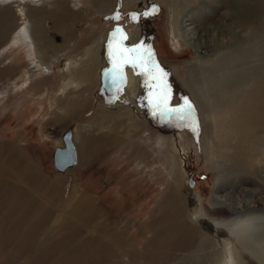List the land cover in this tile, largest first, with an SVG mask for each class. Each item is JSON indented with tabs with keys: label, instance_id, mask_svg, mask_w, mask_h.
<instances>
[{
	"label": "rangeland",
	"instance_id": "rangeland-1",
	"mask_svg": "<svg viewBox=\"0 0 264 264\" xmlns=\"http://www.w3.org/2000/svg\"><path fill=\"white\" fill-rule=\"evenodd\" d=\"M96 1L76 0L71 7L88 12L70 23L79 36L74 57L90 42L86 25L100 30L103 46L113 26L122 25L130 49L151 51L169 106L183 108L187 99L192 111L185 120L154 116L149 98L160 90L158 82L132 65L127 71L135 97L128 100L125 92L117 105H104L98 96L104 58L82 107L73 101L77 87L65 88L67 60L37 73L11 43L22 26L17 7H0L7 28L0 32V264H264V32L249 36L241 28L246 42L231 48L229 32L209 30L229 14L237 13V22L247 9L264 13V0H242L243 8L223 0L212 18L199 20L200 0H108L104 14L95 12ZM191 12L196 23L186 19ZM56 20L43 19L47 41L59 47ZM182 24L201 28L200 41L213 37L218 51L203 47L195 53ZM229 52L241 61L220 93L213 82L220 73L200 74L199 67ZM225 66V72L232 67ZM191 75L207 81L200 90L204 108L188 88ZM97 115L108 121H94ZM69 128L77 164L58 173L52 156ZM191 213L201 221L191 220ZM175 224L189 231L194 246L166 258L159 246Z\"/></svg>",
	"mask_w": 264,
	"mask_h": 264
},
{
	"label": "bare ground",
	"instance_id": "bare-ground-1",
	"mask_svg": "<svg viewBox=\"0 0 264 264\" xmlns=\"http://www.w3.org/2000/svg\"><path fill=\"white\" fill-rule=\"evenodd\" d=\"M75 1L76 0H0V7L5 6L4 9L11 7V6L17 7L18 14L21 17L22 26L19 29V31L16 33V35L12 37L11 43L14 45H17L19 49L21 48L23 53L25 55H27L30 65H32L37 70V73L42 72V71L43 72L48 71L49 69L52 68V66L55 63L57 64L61 59L67 60V62L62 66L65 69V75L69 77V80L65 84V88L72 87V86H74L75 88L77 87L73 101L75 103L82 105V107H83L85 104L87 105L89 103L87 96L83 95V94H84V92H88L90 90V87L93 84V79H95L94 81H96L97 71L99 69V66L101 65L102 59L104 58V46H103V40H104L103 37L104 36L102 37V33L100 32L99 29L94 28V26L87 23L88 25H86L85 32L88 34L87 38L90 39V42L86 43L85 39H83L82 41H83V43H86V47L82 49V52L80 54H78V55H82V56L80 58L74 57L75 55H77V54H75V51L77 49L76 43L78 42L77 38L79 36H77V33L72 29V26L70 23H73L74 21H76L77 18H81L84 20V18H86L88 16V12H78V13L74 12L73 13V10L71 7H72V5H74L73 3ZM200 1L203 2V6L201 8V13L203 12V17L201 18V16H198V17H200V18H198V20L206 18V17L212 18L214 13H212L211 10H214V12H215L216 9L218 10V8L223 6L222 4H226V1L223 2V0H200ZM126 2L129 5L134 4L133 0H127ZM230 2L232 3V6H234V7L238 6V3H239V6L240 5L242 6V4H241L242 0L241 1L240 0H230ZM94 3H95V12L96 13L104 14V13H107L109 11L110 2L108 0H97ZM47 5H49V6H47ZM262 7H264V6H262ZM242 8H243V6H242ZM260 9L264 10V8L262 9L261 7H260ZM6 10H8V9H6ZM246 12H247L246 18L244 17V18H242V20L241 19L237 20V22L234 21V18H235V16H237V13H235L233 15L229 14L227 16H224L223 18H221V20L218 21L219 23H218V25L215 26V29H213L214 27H210L209 30L219 32L222 29H225L227 32H229L230 38L235 41V42L233 41L234 45L231 48L239 47L241 44L246 42V40H244L243 37L240 34H238L240 32L239 30L241 28L244 30V32L246 34L249 33V36H251L253 33H259V31L264 32V26L262 24L263 23L262 21H264V13H262L261 11H258V12L253 14L252 12H249L248 9ZM192 13L193 12L186 15V19L188 21H191V23H196L197 20H196L194 14H192ZM178 16H180V15H178ZM178 16H176V17H178ZM48 17H49V19H53V18L56 19L57 18V20L55 22H53V26H54L53 31L55 33L56 32L59 33L58 35L62 39V42H61L59 47H54L52 45V43L48 42L46 39V30L44 28L43 19H47ZM226 21H229L231 24L225 23ZM3 22H4V20L0 16V32H3V34H4L7 31V28L1 26ZM219 25H221L220 29H219ZM170 26H171L170 27L171 34L173 35L174 38H177V30L174 27L175 25H173V23H171ZM182 29H185L183 34H185L187 36L188 42H189L191 48L194 50L195 53H197L198 50L203 48V47H204L203 49L210 48L214 51H218L216 49L217 48V42L215 41V39L213 37L208 38L207 41H204L202 39H201V41L199 40L200 39L199 32L201 31V28H197V26H186V25L184 26V24H182ZM202 32H203V30H202ZM126 33L128 35V39H129V34L127 31H126ZM101 37H102V39H101ZM86 41H87V39H86ZM127 42H128V40H127ZM127 42H126V45H127ZM215 42H216V47H213ZM105 43H106V41H105ZM229 53H216L214 55V59H212V61L208 62L209 64H207L206 66L204 65V67L201 66L203 68L199 67L200 74L203 73L204 69H205V73L209 76H210L211 72H214V74L220 73V75L218 77H216V76L214 77L215 81H213L215 88L218 87V91H220V93L222 92L221 90L223 88L225 90V87H226V86L224 87V85L221 86L222 81L232 80L235 78L234 74L236 73L235 72L236 67H235V65L233 66V64H235V61L237 62V60H238L236 58L237 53L236 54H235V52H231L230 54ZM241 56H243V55H241ZM249 59H250V57H249ZM104 61H105V59H104ZM226 64H229L230 66H232L229 68L228 72H225V70H228V69H225ZM230 69H232V71H230ZM126 71H127V68H126ZM192 71H193V69H192ZM237 73H239V72H237ZM60 75H62V73ZM99 76H100V72H99ZM127 76H128V83L124 87V94H125V92L130 93L129 94L130 96L128 98V100H129L130 98L135 97V95L131 89L130 73L128 71H127ZM191 76L194 77V80L191 79V77H190L191 82L190 81L188 82V88L192 91V94H193L195 100L198 102L199 106L204 108L205 103L203 102L204 101L203 99L206 100V98L201 95L202 92L200 93V90L201 89L203 90L202 82L207 83V81H205L202 77L197 79V78H195V75H191ZM99 84H100V78H99ZM227 84H231V83H227ZM205 85L207 86V84H205ZM206 86H205V88H206ZM233 89H234V86H233ZM98 91H99V89H98ZM233 92L234 91L231 92V95H234ZM260 96H261V98L263 97L260 94L257 97H260ZM244 97H245V94H244ZM100 98L102 99V97H100ZM102 101H103V99H102ZM117 101L115 102V104L116 103L118 104ZM122 101H124V100L122 99ZM124 102H126V101H124ZM104 105H106V104L104 103ZM114 105H112V106H114ZM243 105H245V104H243ZM106 106L112 107L109 105H106ZM121 109H122V107H121ZM122 116H123L122 114H119V115H116L114 117L112 116V118L114 119V121H120L119 118ZM100 117L97 115L95 117V119H93V120L94 121L97 120L98 123H100V124H104L108 121L107 118H104L102 116L101 117L102 119H101ZM235 118H237V116ZM82 127H84V126H80L77 128L78 134L76 136V139L78 140L80 149H81V145H80L81 142H84L83 138L82 139L80 138V136H81L80 133L82 132V129H85V128L89 129V126H87V125L85 128H82ZM80 140H81V142H80ZM61 142H62V140H61ZM73 142L75 145L76 140H74V133H73ZM75 150H76V145H75ZM76 154H77V151H76ZM74 167H72V168H74ZM69 170H67L66 172H68ZM32 180H34V179H32ZM42 211H43V209H42ZM175 214L177 217L178 212ZM190 217H191V220L196 218L198 221H201L200 218H197L195 213H191ZM177 218H175V221H180V219H177ZM169 219H170L169 221H171V222L174 221V219H172V218H169ZM191 220H189V221L192 222ZM168 227H169V225H168ZM168 227H167V229H168ZM210 229L211 230L214 229L213 225ZM215 229L217 230L216 227H215ZM186 231L184 230L183 226H180L178 224L173 225V227L170 230H168L167 236H165L166 243L163 241L164 244L162 243L159 246V250H160L162 256H164L166 258H169V257L172 258L171 256L173 255V253H175V252L185 253V252L189 251L194 246L193 242H192V235L188 234L189 231L188 232H186ZM215 232L218 234V230ZM215 257H214V259H215ZM199 264H208V263L205 259V260L200 261Z\"/></svg>",
	"mask_w": 264,
	"mask_h": 264
},
{
	"label": "snow or ice",
	"instance_id": "snow-or-ice-1",
	"mask_svg": "<svg viewBox=\"0 0 264 264\" xmlns=\"http://www.w3.org/2000/svg\"><path fill=\"white\" fill-rule=\"evenodd\" d=\"M151 13H141V15H150ZM119 19V16L116 17ZM136 19L135 15L132 17ZM127 37L122 31L117 28L112 34L110 48V59L113 65L108 75L117 87V91L120 90V85L125 82L123 73L124 65L130 64L132 67L139 68L143 74L149 75L150 79L156 80V85L160 90L154 92L149 98V103L153 107V115L160 116L162 118H178L185 120L189 118L192 111L190 102L185 99V105L183 108H173L168 104L169 94L167 86L162 84V70L155 64L152 59L150 50L144 49L142 46L135 48L122 47L123 40Z\"/></svg>",
	"mask_w": 264,
	"mask_h": 264
},
{
	"label": "water",
	"instance_id": "water-1",
	"mask_svg": "<svg viewBox=\"0 0 264 264\" xmlns=\"http://www.w3.org/2000/svg\"><path fill=\"white\" fill-rule=\"evenodd\" d=\"M119 28L122 33L127 37L123 40L122 47L128 48L126 45V41L128 40V35L126 33L125 28L122 25L115 24L113 28L108 32L106 43L104 45V59L106 67L102 68L100 71V88L98 91V95L102 97L103 102L106 105L112 106L115 102L124 94V87L128 83V76L126 68L130 64L124 65L123 73L125 77V82L120 85V90L117 91L116 85L111 80L110 76L108 75L109 71L112 69L113 65L110 59V48L109 44L111 42L112 34L115 30ZM129 49V48H128ZM62 145L60 147H56L53 156L52 162L55 171L59 173H64L67 170L74 167L77 163V154L75 150V145L73 142V130L69 128L62 136ZM188 187L194 186V181L191 176H189L187 180Z\"/></svg>",
	"mask_w": 264,
	"mask_h": 264
},
{
	"label": "flooded vegetation",
	"instance_id": "flooded-vegetation-1",
	"mask_svg": "<svg viewBox=\"0 0 264 264\" xmlns=\"http://www.w3.org/2000/svg\"><path fill=\"white\" fill-rule=\"evenodd\" d=\"M106 67V66H105Z\"/></svg>",
	"mask_w": 264,
	"mask_h": 264
}]
</instances>
